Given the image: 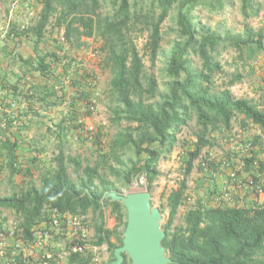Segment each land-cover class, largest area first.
Masks as SVG:
<instances>
[{"label":"trees","instance_id":"obj_1","mask_svg":"<svg viewBox=\"0 0 264 264\" xmlns=\"http://www.w3.org/2000/svg\"><path fill=\"white\" fill-rule=\"evenodd\" d=\"M40 2L42 8L34 25L16 33L18 36L32 33L35 42L33 49L36 56L21 61L45 79L54 74L58 66L66 75L71 71L78 75L75 59L65 61V57L57 52H38V45L53 15L55 26L64 29L67 41L80 43L83 37L99 38L101 66L111 73L110 90L115 102L110 107L112 120L118 124L124 121L127 125L104 146L97 141L101 145L97 149L99 159L94 165L84 166L80 159L67 156L60 144L54 157L55 166L41 176L40 186L33 180H24L21 185H16L18 188L12 195L0 197V208H11L19 217L23 239H31L34 229L49 220L53 209L71 214L92 211L96 215L93 220V244H107L111 258L102 264H110L115 258V248L122 245L127 213L122 202L105 199L109 192L120 191L101 170L110 169L126 183L144 175L147 189L151 191L160 175V159L172 152L181 127L195 115L198 131L193 145L186 149L184 178L167 197L168 219L163 226L166 236L162 244L171 259L169 264H264V203L229 204L224 194L217 204L198 200L186 210L184 226H174L179 208L187 199V178L202 150L211 145L210 135L217 129L228 130L236 114L264 131V110L251 100L234 97L229 88L215 92L210 87L213 75L222 70L215 59L218 48L226 43V46L235 48L242 58L252 57L263 50L264 33L244 25L242 32H227L223 36L217 28H211L198 19L196 11L199 8L223 9L230 0H103L112 6L105 14L100 11L102 0ZM239 3L245 19L257 16L264 7V0H239ZM172 13L175 16L176 38L167 59L168 81L161 92L158 78L146 70L133 34L147 36L145 49L154 63L161 50L163 25ZM192 53L200 58L201 68L193 65ZM238 80H241V75L237 74L229 84ZM85 81L79 73L78 78L73 77V88L78 92L77 98L88 101ZM47 84L33 85L25 93L18 84L10 87L18 92L17 95L23 94L29 104L37 101L42 108L60 105L63 94L59 95L57 86ZM4 87L2 80L0 94ZM1 112L0 108V174L7 169L12 178L21 172L19 150L23 141L17 136L11 138L8 130L20 119V115L5 113V110ZM34 112L40 114L36 110ZM65 121L62 119L57 124L59 137L64 131ZM2 122L5 126H1ZM242 125L246 122L242 121ZM259 138L256 137L251 144L256 145ZM129 151L133 152L134 158L129 159L130 165L127 166L123 155ZM257 155L254 148H250L240 159L244 171L256 181L260 177H256L254 171L264 174V161H259ZM111 160L123 168L109 165ZM29 161L36 165L38 154L31 156ZM68 163L74 164L75 170H82L83 175L78 181L70 176ZM205 164L202 161L201 165ZM220 164L228 167L229 179L236 178L231 173L237 172V169L229 161L207 163L212 177L217 174ZM27 172L30 170L27 169ZM108 206L117 220L112 229L106 227L104 220L103 209ZM124 256L123 264H132L128 256ZM91 258L90 251L82 256L73 255L69 264H90Z\"/></svg>","mask_w":264,"mask_h":264},{"label":"rangeland","instance_id":"obj_2","mask_svg":"<svg viewBox=\"0 0 264 264\" xmlns=\"http://www.w3.org/2000/svg\"><path fill=\"white\" fill-rule=\"evenodd\" d=\"M15 1L9 0L6 9L9 8L10 11L15 6ZM24 1L27 2L28 0ZM111 9L112 6L102 0L100 11L105 14ZM23 10L28 16H23L22 19L7 21L9 20L8 14L7 20L5 18L0 20V85L2 80L5 82V89L0 94V108L3 111L1 113H4L5 110V113L20 115V119L10 126L8 133H10L11 138L17 136L23 141L19 150L21 155L19 162L22 163L21 172L10 178V171L3 170L0 174V197L12 195L18 188L16 185H21L24 180H33L37 186H40L41 176L55 166L54 157L58 153L60 144L63 145L67 156L80 159L84 166L94 165L99 159L97 149L101 145L97 141H101L104 146L127 125L124 121L118 124L112 120L110 107L114 106L115 102L110 90L111 73L101 66L100 39L83 37L80 43L67 41L64 36V29L55 26V15H53L45 35L38 45V52L39 54L57 52L65 57V61L75 59L78 65V75L72 71L66 75L62 72V67L58 66L56 72L45 79L38 72L33 71L30 65L21 61V59L36 56L33 49L35 42L32 33L21 36L16 34L21 30L28 29L35 23V19H32L31 16L35 15L36 10L32 14H29L26 8ZM196 15L201 23L211 28H217L223 36L227 32L233 34L242 32L244 25H249L254 30H261L264 33V7L257 16L245 19L240 10L239 0H230L223 9L219 10L201 7L196 11ZM162 34L161 50L154 63L151 62L145 49L147 36H142L139 33L133 34L145 62L146 70L158 78L161 92L165 90L168 81L167 59L176 38L174 13L164 23ZM215 59L219 61L222 70L213 75L210 83L211 90L217 92L229 88L234 97L251 100L264 110V48L255 56L242 58L235 48L226 46L225 43L218 48ZM191 60L195 67H202L201 60L196 54H191ZM79 73H82L86 79L85 87L88 101L77 98L78 92H76L75 87L73 88V77L78 78ZM237 74L241 75V80L229 84ZM46 82L50 87L57 86L59 95L63 94L61 96L63 102L60 105L42 108L37 101H32L29 104L25 101L23 94L17 95L18 92L12 86L10 87V85L18 84L19 89L25 93L33 85H44ZM26 110L29 113L26 114ZM35 110L40 114H36ZM62 119H66L65 128L62 136L59 137L57 124ZM242 121H245L246 125H242ZM197 131V118L193 115L188 124L181 127L177 136V144L172 152L164 155L158 163L160 175L150 192L153 206L162 212V228L168 219L167 197L173 189L181 184L184 178L186 149L193 145ZM256 137H260L257 144L252 143L250 148H254L258 153L257 159L259 161H264V131L258 126L252 125L250 121L244 120L240 114H236L228 130L217 129L210 135L211 145L202 150L201 156L196 160L195 167L187 178V199L179 208L174 226H184L186 210L198 200L208 201L210 204L219 203L224 192L225 183L223 181L226 180L224 170L229 173L230 171H228V167H223L220 164L217 174L212 177L209 174L210 166L208 167L207 163L217 164L229 161L237 169L235 178L237 181L235 183L239 182L237 185H240L246 181L243 178L244 169H240V159L242 155L249 152L250 148L245 146L246 143L254 142ZM35 154L39 156V162L36 165L29 161V158ZM130 158H134L132 151L123 155V160L127 166L130 165ZM202 161L206 163L205 166L201 165ZM109 165L115 168L122 167L114 160H111ZM27 169L30 172H27ZM68 171L75 181H78L83 175L82 170H75L72 163H68ZM101 173L115 183L120 193L147 189L146 181L143 183L140 181L141 176L131 179L130 183H126L108 168L102 169ZM248 181L249 179L246 183ZM258 183L262 184L264 188V182L259 181ZM255 192L260 194L256 190ZM235 200L236 198L233 197V201ZM103 212L106 227L114 228L117 220L111 212V207H105ZM87 215L90 221V238L93 243L95 240L93 220L96 215L92 211H89ZM14 223L20 224V219L15 212L11 208L1 207L0 232L6 231ZM98 255L100 260L104 262H108L111 258L109 251L99 250Z\"/></svg>","mask_w":264,"mask_h":264},{"label":"built area","instance_id":"obj_3","mask_svg":"<svg viewBox=\"0 0 264 264\" xmlns=\"http://www.w3.org/2000/svg\"><path fill=\"white\" fill-rule=\"evenodd\" d=\"M1 126H5V122ZM246 144L247 148L252 146L251 142ZM236 175V171L231 173L232 177ZM140 181H146L144 175ZM254 190L263 193V185L255 183ZM21 234L22 228L17 223L0 232V264H69L71 256H82L88 251L92 256L90 264H102L104 261L100 260L98 251H109L107 244L92 243L87 214L53 209L49 220L34 229L31 239H23Z\"/></svg>","mask_w":264,"mask_h":264},{"label":"water","instance_id":"obj_4","mask_svg":"<svg viewBox=\"0 0 264 264\" xmlns=\"http://www.w3.org/2000/svg\"><path fill=\"white\" fill-rule=\"evenodd\" d=\"M106 200L120 201L127 213L123 242L114 250L110 264H123L125 254L132 264H169L166 248L162 244L166 233L161 226L162 212L152 204V194L146 190L119 193L109 192Z\"/></svg>","mask_w":264,"mask_h":264},{"label":"crops","instance_id":"obj_5","mask_svg":"<svg viewBox=\"0 0 264 264\" xmlns=\"http://www.w3.org/2000/svg\"><path fill=\"white\" fill-rule=\"evenodd\" d=\"M8 2L9 0H0V20H3V18L7 20L8 14H9L8 15L9 20L7 21H11L12 19L13 20L22 19L23 16L25 17L28 16L27 14L24 13L23 10L24 8H26L29 14H32L33 11L36 10L35 15L31 16V18L32 19L34 18L36 21V19L38 18V14L40 13L42 8V4L40 0H28L27 2H25L24 0H16L14 3L15 6H13L9 11V8L6 9ZM254 173L256 177H260L258 181L254 180L253 176L250 175L248 172H245L243 178L246 181L249 179L248 183L244 181L240 185H237L239 184V182L235 183L237 181L236 179H229L230 177L229 172L224 170V177H226V180L223 181L225 183L223 194L227 196L225 198V201H227L229 204H238V205H250L254 202L264 203V192L257 194L254 190L255 183H258L259 181L264 182V174L255 171ZM233 197L234 199L236 198L235 201H233ZM221 199L219 200V202L221 201ZM108 227L111 228L110 226Z\"/></svg>","mask_w":264,"mask_h":264}]
</instances>
